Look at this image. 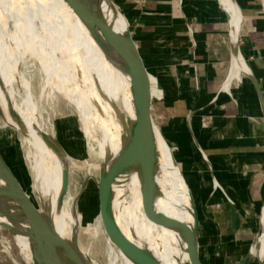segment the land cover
Returning <instances> with one entry per match:
<instances>
[{
    "label": "bare ground",
    "instance_id": "1",
    "mask_svg": "<svg viewBox=\"0 0 264 264\" xmlns=\"http://www.w3.org/2000/svg\"><path fill=\"white\" fill-rule=\"evenodd\" d=\"M76 1L88 5L91 12L77 13L67 0H0L2 126L7 124L12 131L19 132L40 208L27 193L43 216L42 222L28 223L22 214L21 200L13 194L0 167V222H5L13 232L28 264H33L32 246L51 257L55 264H138L107 235V263L95 260L81 242L80 233L94 238L102 227L100 206L95 211L84 207L78 211L76 197L66 195L67 191L61 196L63 172L67 166L70 170L71 163L65 146L60 142L65 152L62 153L53 141L56 137L40 121L38 99L21 69L25 58H35L44 79L41 93L56 90L74 104L88 151L96 152L100 158V170L106 174L104 182L107 180L106 186H110V193L103 199L105 216L123 237L161 264H192L187 249L188 230L195 224L196 212L191 198L188 203L181 169L169 156L158 132L160 128L153 127L155 169L143 196L142 166L114 164L133 156L134 144L127 121L137 113L138 101L137 90L135 95L131 93L130 74L104 33L106 22L118 32H124L120 24L122 14L107 0ZM218 2L228 13L235 36L240 22L237 6L232 0ZM246 69V61L236 51L227 82L239 80ZM73 146L78 151L82 148L80 141L73 142ZM125 187L129 188V195ZM145 204L169 223L150 221L144 213ZM92 216V226H82L84 218ZM48 225L58 236L55 254L49 246ZM258 227L260 234L249 264L264 254V205Z\"/></svg>",
    "mask_w": 264,
    "mask_h": 264
},
{
    "label": "crops",
    "instance_id": "2",
    "mask_svg": "<svg viewBox=\"0 0 264 264\" xmlns=\"http://www.w3.org/2000/svg\"><path fill=\"white\" fill-rule=\"evenodd\" d=\"M232 1L247 69L227 82L232 27L218 0H119L145 65L164 83L156 117L166 112L184 130L179 160L205 226L202 264H243L264 205V0Z\"/></svg>",
    "mask_w": 264,
    "mask_h": 264
},
{
    "label": "rangeland",
    "instance_id": "3",
    "mask_svg": "<svg viewBox=\"0 0 264 264\" xmlns=\"http://www.w3.org/2000/svg\"><path fill=\"white\" fill-rule=\"evenodd\" d=\"M114 2L120 10L121 5L119 4V0H114ZM120 24L122 29L125 31L126 25H128V20L123 15L122 18H120ZM94 25L96 26L97 23L95 22ZM146 62L147 61L145 60V63ZM39 67V61L37 59L25 58L21 69L24 73L25 78L30 81L33 94L38 99L37 103L39 105L38 108L40 112V121L44 124V127L50 131V134L53 133L54 137H56V139L61 142L68 151L71 164L68 174V186L66 195L76 197V207L78 211L83 209V207L85 210L91 208L95 211L100 206L97 185L100 173V158L96 152L90 154L88 151V141L85 136H82V124L74 104L59 91L51 90L50 93H46L45 95L41 93V85L43 84L44 79L41 73L42 71L39 69ZM146 67L149 72L151 81V94L152 98H155L154 105L156 110V107L158 108L159 106L158 102H161V99L165 96L161 84V82L163 83V80H161L160 82V76L157 73L156 65L152 66L146 64ZM166 69L167 67L165 66V70ZM158 110L159 109H157V112ZM165 113L166 112L158 113L159 120L155 116L156 124L160 128V130H157L164 140L165 147L168 151L169 156L171 157L173 162L178 164L179 168L181 169L183 190L187 197L188 203H190V198L192 202H194L195 212L199 220L200 213L198 207H196V202L194 200L193 194L186 182L182 165L179 160L180 157L178 149L180 147V143L178 141L181 139L184 130L180 129L175 124H170L169 119L166 118ZM3 120V115L0 112V152L7 160V163L15 173L21 186L29 193L36 205L40 208V202L37 199L36 192L32 188L33 175L25 160V148L21 143L19 132L12 131L10 126L7 124H4L2 126ZM75 141H80L82 146L80 151L75 148L76 146H73V142ZM125 189V193L129 195V188L125 187ZM145 216L148 218L146 213ZM109 217H111V215H109ZM93 219V216L88 218L85 217L84 222H82V226H85L86 224H91L92 226ZM148 219L153 222V220H151L150 218ZM203 227L205 226H199L197 230L199 252L201 251V229ZM98 229L97 235L94 238L86 235L85 233H80L79 238L81 242L84 243L85 247L89 249V254L95 260L99 261L100 263H107V251L105 244L106 233L103 227H99ZM153 232L155 234L158 233V231L156 230H153ZM26 263L27 261L23 258L19 250V246L15 242L13 232L9 229L8 225L5 222H0V264ZM254 263L255 262H253L252 264Z\"/></svg>",
    "mask_w": 264,
    "mask_h": 264
},
{
    "label": "water",
    "instance_id": "4",
    "mask_svg": "<svg viewBox=\"0 0 264 264\" xmlns=\"http://www.w3.org/2000/svg\"><path fill=\"white\" fill-rule=\"evenodd\" d=\"M71 7L75 10V12L87 13L91 12V8L88 7L85 3H80L76 0H67ZM113 8L120 12L123 16L124 14L119 10L117 5L113 0H107ZM105 36L107 37L108 43L113 47L116 53L122 58V62L125 65L126 70L130 74V82H131V93L132 96L135 95L136 90L138 92V101H137V113L134 118L127 121V127L129 129V134L131 141L134 144V153L133 156L126 161H120L117 164L119 167H123L127 164H140L142 166L141 169V186H142V196L146 193L151 180L153 179V172L155 169V143H154V135H153V127L156 124V115H155V105L154 99L151 94V81L149 77V72L144 63V60L138 50L136 43L134 42L129 24L126 25V29L124 32H118L111 25L106 22L105 28ZM236 39L232 33V41H233V52L236 53ZM233 54V56H234ZM257 90L259 95L261 96L260 89L257 86ZM53 141L59 147L62 153L64 149L61 146V143L54 138ZM0 167L4 170L7 181L9 182L11 189L13 190V194L20 198L22 203V214L25 218L28 219V223L31 224L33 221H43V216L40 213L39 209L35 206L32 199L29 197L27 191L21 186L19 183L15 173L12 171L11 167L7 163V160L3 157L0 152ZM68 166L63 172L62 178V195L67 191L68 186ZM106 174L100 170L99 178L97 181L98 185V197H99V214L102 221V227L106 233V235L118 246V248L123 251L127 256H129L132 260H134L138 264H161L156 258H154L151 254L141 249L140 247L134 245L132 242L123 237L116 226L105 216L102 201L106 197L108 193H110V186H106ZM63 198V196H62ZM193 199V197H192ZM194 204V202H193ZM195 206V204H194ZM143 209L151 220L159 224H168L169 222L162 218L161 216L154 213L149 207L143 205ZM262 214V213H261ZM48 227L49 233V246L52 254L54 252V244L58 241V236L54 228L50 225ZM199 227V220L197 215L195 214V224L193 227L189 226L190 231L188 230V234L190 235V243L187 244V249L192 256V264H202L199 256V243L197 240V230ZM259 227L255 232L253 241L249 247L248 253L243 261V264H247L249 259L252 256L253 246L256 245L257 236L259 235ZM57 243V242H56ZM32 263L33 264H55L54 261L48 255L39 251L35 247L32 246ZM259 263L262 264V257L258 258Z\"/></svg>",
    "mask_w": 264,
    "mask_h": 264
}]
</instances>
